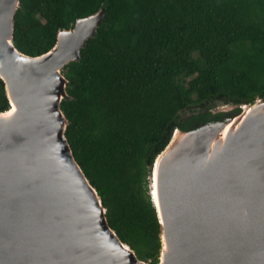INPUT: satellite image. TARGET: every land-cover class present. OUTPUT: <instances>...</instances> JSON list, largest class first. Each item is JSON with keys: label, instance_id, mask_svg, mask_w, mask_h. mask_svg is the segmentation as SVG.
Listing matches in <instances>:
<instances>
[{"label": "water", "instance_id": "1", "mask_svg": "<svg viewBox=\"0 0 264 264\" xmlns=\"http://www.w3.org/2000/svg\"><path fill=\"white\" fill-rule=\"evenodd\" d=\"M19 3L0 0V77L10 105L0 112V264H150L110 227L65 136L62 70L79 59L104 9L60 29L48 51L30 56L12 42ZM149 187L158 264H264V100L174 129Z\"/></svg>", "mask_w": 264, "mask_h": 264}, {"label": "trees", "instance_id": "2", "mask_svg": "<svg viewBox=\"0 0 264 264\" xmlns=\"http://www.w3.org/2000/svg\"><path fill=\"white\" fill-rule=\"evenodd\" d=\"M99 9L94 35L62 70L65 136L110 227L139 259L158 264L153 161L174 129L264 100V0H20L12 42L38 56L60 29ZM227 104L234 107L212 112ZM9 106L0 77V112Z\"/></svg>", "mask_w": 264, "mask_h": 264}, {"label": "rangeland", "instance_id": "3", "mask_svg": "<svg viewBox=\"0 0 264 264\" xmlns=\"http://www.w3.org/2000/svg\"><path fill=\"white\" fill-rule=\"evenodd\" d=\"M220 106H222V105H220ZM220 106H218V107H220ZM187 114V113H186Z\"/></svg>", "mask_w": 264, "mask_h": 264}]
</instances>
